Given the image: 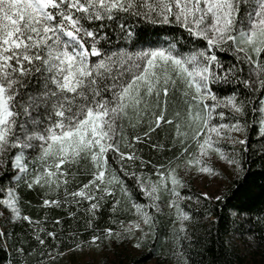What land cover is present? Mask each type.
Segmentation results:
<instances>
[{
	"label": "snow or ice",
	"instance_id": "obj_1",
	"mask_svg": "<svg viewBox=\"0 0 264 264\" xmlns=\"http://www.w3.org/2000/svg\"><path fill=\"white\" fill-rule=\"evenodd\" d=\"M253 128L264 153V0H0V216L40 247L0 228V264H56L60 238L141 248L165 208L170 258L189 264L188 179L242 171ZM23 190L83 231L25 214Z\"/></svg>",
	"mask_w": 264,
	"mask_h": 264
},
{
	"label": "trees",
	"instance_id": "obj_2",
	"mask_svg": "<svg viewBox=\"0 0 264 264\" xmlns=\"http://www.w3.org/2000/svg\"><path fill=\"white\" fill-rule=\"evenodd\" d=\"M225 59H230L226 54ZM168 135V130L161 127L153 134V139L161 140ZM248 152L243 158V170L236 173L219 194V199L204 198L202 193L187 183L184 193L191 196V200L184 204L193 213V219L188 223L190 235L194 243L189 246L187 241L184 250L189 258V264H264V153L259 149V143L255 136V129L249 132ZM145 158L156 157L153 150L147 144H142ZM89 167L88 163H82L79 168L84 172ZM6 180V177L4 178ZM83 179V177H81ZM131 183V181H129ZM163 195V194H162ZM23 212L30 215L34 220L47 216V227L51 228L56 217L63 221L65 234L82 228V221L72 220L67 216L64 208L49 207L42 208L40 204L41 193L38 191L23 190ZM142 199V198H141ZM123 218V217H121ZM162 223L159 227L161 235L155 240L145 242L139 248L137 256H129L126 261L118 257L109 259L103 256L100 264H178L177 259L171 257V245L164 241L165 215L160 217ZM99 227L108 226L107 209L102 210V215L97 221ZM112 227H116L112 225ZM0 228L7 230L10 234L9 243L20 237L25 241V246L31 244L33 248L40 251V247L31 238V229L26 222L5 223L0 216ZM87 239V236L83 237ZM2 243V238H0ZM49 244L53 242L49 239ZM60 250L63 253H74L71 241L60 238ZM69 249H72L69 251ZM15 257L12 248L0 249V261ZM29 264H33L29 257ZM62 258H58L56 264H61Z\"/></svg>",
	"mask_w": 264,
	"mask_h": 264
},
{
	"label": "rangeland",
	"instance_id": "obj_3",
	"mask_svg": "<svg viewBox=\"0 0 264 264\" xmlns=\"http://www.w3.org/2000/svg\"><path fill=\"white\" fill-rule=\"evenodd\" d=\"M218 175L213 178L207 174L193 175L188 182L200 191L202 194L207 193L208 199H216L220 192L227 185L228 181L232 179L236 173L226 166L223 162H213ZM139 235V233H137ZM139 248L133 246L131 241L114 242L107 247L98 249L84 248L83 250L75 249L74 253H66L63 255L61 264H100L103 256L109 259L118 257L119 260L126 261L129 256H137ZM148 264H153L149 262Z\"/></svg>",
	"mask_w": 264,
	"mask_h": 264
}]
</instances>
